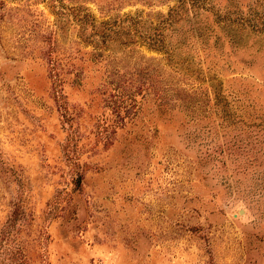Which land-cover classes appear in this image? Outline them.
I'll return each instance as SVG.
<instances>
[{"label": "rangeland", "instance_id": "1", "mask_svg": "<svg viewBox=\"0 0 264 264\" xmlns=\"http://www.w3.org/2000/svg\"><path fill=\"white\" fill-rule=\"evenodd\" d=\"M0 264H264V0H0Z\"/></svg>", "mask_w": 264, "mask_h": 264}]
</instances>
